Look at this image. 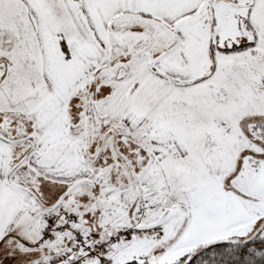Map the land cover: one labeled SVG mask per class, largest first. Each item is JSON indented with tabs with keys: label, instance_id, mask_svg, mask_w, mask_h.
I'll list each match as a JSON object with an SVG mask.
<instances>
[{
	"label": "snow or ice",
	"instance_id": "snow-or-ice-1",
	"mask_svg": "<svg viewBox=\"0 0 264 264\" xmlns=\"http://www.w3.org/2000/svg\"><path fill=\"white\" fill-rule=\"evenodd\" d=\"M0 264H264V0H0Z\"/></svg>",
	"mask_w": 264,
	"mask_h": 264
}]
</instances>
